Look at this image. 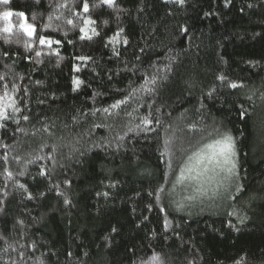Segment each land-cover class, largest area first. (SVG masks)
Listing matches in <instances>:
<instances>
[{
  "label": "trees",
  "instance_id": "trees-1",
  "mask_svg": "<svg viewBox=\"0 0 264 264\" xmlns=\"http://www.w3.org/2000/svg\"><path fill=\"white\" fill-rule=\"evenodd\" d=\"M97 4H0L25 14L14 33L26 21L38 34L27 50L22 31L0 32V94L15 84L20 109L0 120V264H141L154 252L163 264H264V0ZM226 132L234 189L216 207L176 211L169 190L186 159Z\"/></svg>",
  "mask_w": 264,
  "mask_h": 264
},
{
  "label": "snow or ice",
  "instance_id": "snow-or-ice-1",
  "mask_svg": "<svg viewBox=\"0 0 264 264\" xmlns=\"http://www.w3.org/2000/svg\"><path fill=\"white\" fill-rule=\"evenodd\" d=\"M39 2H40V0H37V3H39ZM176 2L179 4H183L184 0H176ZM0 4L7 6L10 4V0H0ZM64 6L65 5H63V4L57 5V7H64ZM104 6H107L108 8L116 7L117 6L116 0H98V4L96 5V7H104ZM225 6L227 7V3L225 4ZM83 11L85 13H87L89 11V5L87 2H85L83 4ZM14 15L18 16L20 18H23L25 14L23 12L14 13L12 10H8L7 8L4 11L0 12V19H2L4 21V26L2 28H0V32L6 33L9 35L15 34L19 38V32L22 31L24 33V35H26L29 38V40L25 41V48L27 50H32L33 49V43H32L31 38L34 36V34H37L36 27L33 24L27 23L26 21H24V22H21L19 24L17 32L14 33L13 32L14 25L12 23V17ZM206 15H207V13H206ZM33 20H35V17H33ZM68 23L72 24L73 21L71 19H69ZM93 24H95L94 20H91L90 18L84 19V26L80 28V33H81L80 39L81 40H85V39L91 40L93 36L99 35V33L96 31V29L94 27H91V28L89 27L90 25H93ZM183 31L186 32L187 29L185 28V29H183ZM120 32H123V29H120ZM120 32H117L113 37H111L109 42L110 43L118 42V37L120 35ZM89 33H91V35ZM38 41H39L40 45H47L49 47L54 43L55 44L60 43L59 40L53 41L52 39H50L44 35H39ZM124 43L127 44L128 41L125 40ZM35 54L37 57H40L41 51L37 50ZM114 54L118 55L119 53L116 52L114 49ZM77 59L81 60V61H85V60H90L91 57L80 56V57H77ZM74 70L79 71V68H76L74 66ZM4 79H5L4 76H0V81H3ZM218 79L223 80L225 78L223 76H221V77H218ZM155 82H156L155 76H153L151 79H148L146 77L144 84L141 85V88L140 89H134V91H141V90L150 91L151 89L148 88V85L155 84ZM72 83L74 85V90H75L76 88H78L83 83V81L74 77ZM230 87L237 88V87H240V85H237L236 83H231ZM15 90H16V85L13 84L11 86V92H14ZM11 92L9 91L8 84L5 83L3 85V92H2V94H0V120H8L10 118L9 109L11 110L12 113H17L20 111L19 107L16 106V101L13 99ZM262 99H264V97H262ZM126 102H127V97L125 99L117 100L115 103L110 105V108H113V109L118 108V107H120V105L125 104ZM103 111L105 113H108L109 108H104ZM244 115H246V110L241 112V116L243 117ZM23 119L28 120L29 117L24 116ZM142 122L144 124L150 123V121L146 117L143 119ZM0 126H2V125H0ZM137 127H139V125H137ZM4 147H7V145H5ZM205 148L211 150V153L206 156L208 163L213 164L215 167L219 168L224 173L223 180H226V181L231 180L234 176H236V168H237V163L235 160V157L237 155L236 142H235V138L230 133H227V132L222 133L220 135L219 139L214 140L211 144L205 145ZM4 159L5 160L7 159V154H5ZM17 159H19V157H17ZM188 171H192V169H188ZM207 171H208L207 165H204L203 166V172H198L197 177L203 175V173L207 172ZM7 174L9 176L11 175V173H7ZM40 174L44 175L45 173L42 170ZM217 175H219V173H217ZM184 178L185 177H184L183 171H182L181 177L179 179L182 180ZM20 187H23V185H20ZM163 192H164L163 187H160L156 191L157 200L160 199V195ZM104 195H107V193H104ZM149 195H152V193H149ZM65 203H68V201L65 200ZM161 211H163V209H161ZM231 215H234V213L230 212L229 216H231ZM241 222H243V221H241ZM164 226H165V230L169 226V221L166 219L164 221ZM113 231H115V229H113ZM33 247H34V245H33ZM9 249H12L13 251H15V248H13V246L11 244H8V246L6 248H4L3 250L5 252H7ZM69 255H71V254H69ZM20 256H21V258H23L24 253L21 252ZM241 259H243V257ZM12 264H16V262L13 261ZM133 264H136V262L134 261ZM141 264H163V260L160 256V254L154 252L147 260H142ZM236 264H240V261L239 260L236 261Z\"/></svg>",
  "mask_w": 264,
  "mask_h": 264
},
{
  "label": "rangeland",
  "instance_id": "rangeland-1",
  "mask_svg": "<svg viewBox=\"0 0 264 264\" xmlns=\"http://www.w3.org/2000/svg\"><path fill=\"white\" fill-rule=\"evenodd\" d=\"M210 153L211 150L205 148V145L197 149L186 159L176 175L169 190V201L176 211L190 214L202 208L216 207L224 203L234 189L235 176L231 180H223L224 173L206 159ZM204 165H207L208 171L197 177L198 172H203ZM182 171L185 178L180 180Z\"/></svg>",
  "mask_w": 264,
  "mask_h": 264
}]
</instances>
